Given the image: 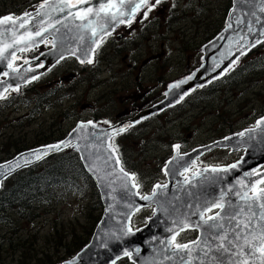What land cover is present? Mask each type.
I'll list each match as a JSON object with an SVG mask.
<instances>
[{"label":"water","instance_id":"water-1","mask_svg":"<svg viewBox=\"0 0 264 264\" xmlns=\"http://www.w3.org/2000/svg\"><path fill=\"white\" fill-rule=\"evenodd\" d=\"M72 2L75 3V0ZM138 2L139 0H132L133 4ZM127 3L128 0H125V6L120 7V0H111L112 7L109 9V0H88L87 3L76 4L75 7L62 3L61 0H50L44 9L38 8L31 16L18 17L25 21L24 28L19 27L18 18L13 19L17 20L15 34L12 30L5 31L6 28L13 27L11 21L7 24L0 23V33H4L0 37V49L12 45L7 47L6 51L0 52L4 57L0 60V77H5L0 81V98L7 91L18 90L35 80L33 77H39L52 65L63 60L60 59L61 55L65 58L73 57L79 62L83 59L84 63H88L98 41L110 33L117 23L127 22L132 18L134 13L129 12ZM233 4L229 29L204 48L205 64L191 80L180 84L178 88L171 87L167 99L145 115L149 116L178 104L194 87L205 86L213 79L219 78L241 52L246 53L264 41V35H261V32H264V12L260 10L264 7V0H233ZM102 7L108 10L107 16L105 11L101 10ZM60 8H63V11H60ZM87 8H91L92 12L87 19H80L82 10ZM98 10H101L100 15H96ZM38 11L41 12L40 16L36 15ZM119 11L125 14H117L116 19L112 20V13ZM241 16L243 18L239 20ZM41 20L43 27L49 29L42 37H36L35 42L26 40L24 43H15L21 34L27 37L29 32L38 30ZM256 20H259V23L255 24ZM49 24H54L59 31L49 28ZM249 28L252 29L251 32ZM47 39L53 42L51 50L36 60L21 64L15 71L9 67V62L12 63L19 53L28 52ZM224 46H227L224 55L228 56L220 58L218 52L222 51ZM73 51L76 55H70ZM36 63L41 66L31 67ZM217 64L220 65L219 68L216 67ZM140 117L109 128L96 125L93 127L94 124L88 122L78 123L67 137L60 141L63 145L59 150L46 146L60 142L21 152L1 163L0 173L3 175H0V188L3 182L18 172L72 148L99 193L102 216L89 243L62 264H117L123 259H128L131 264H221V260L223 264H264V197L260 190L248 196L264 181V170L256 175H246L250 173L249 170L252 172L256 167L264 166V120H260L261 123L257 124L256 128L242 132L243 135H233L187 154L180 155L175 152L164 167L165 169L169 166L168 162L173 161L171 168L175 175H172L171 171L168 174L164 171L167 187L156 189L157 194L153 200L145 201L137 193L136 187H132V180L123 177L121 167L116 162V154L112 153V159H109L112 150L110 141L117 136L113 129L124 127L125 131L120 134L125 133ZM80 125L84 127L81 128ZM219 146L230 149L233 153L243 150L244 156L241 159L244 162L235 169L230 166L237 162L225 167L206 168L191 177L182 176L198 159ZM36 150L40 153L47 152V155H41V158L37 159L34 154ZM174 157L176 160H173ZM214 168H228V171L213 172ZM213 204L223 207H213ZM161 206L167 211L158 212L151 221L147 219L146 225L139 228V231L132 230L131 221L138 212L136 208L140 211ZM207 208H211L210 212L217 211L212 216L220 213L214 223L223 225L222 228L207 230V225L201 219L202 212L203 215L209 213ZM129 229L134 235L127 234ZM191 230L198 232L197 238L193 242L185 243L188 245L187 249L178 251L173 247L172 237L175 233L179 232L180 235ZM214 233L219 235H213ZM222 236L227 239L222 240ZM220 245L229 251L220 249L218 252ZM136 249H139L138 253ZM125 252L131 255H125Z\"/></svg>","mask_w":264,"mask_h":264},{"label":"rangeland","instance_id":"rangeland-1","mask_svg":"<svg viewBox=\"0 0 264 264\" xmlns=\"http://www.w3.org/2000/svg\"><path fill=\"white\" fill-rule=\"evenodd\" d=\"M2 1L0 0V3ZM179 1L181 6L185 3V0ZM186 1L191 4L194 14L196 13V9H194L196 6L198 9L203 7V13H200L198 17L209 18L210 20L224 17L228 8L223 0ZM4 2H7V6L16 3L17 8L10 11L4 9L1 13L7 11V13H16L15 15H17L25 11L35 10L41 3H44V0H5ZM191 13L192 10H187L188 15ZM22 56L16 57L14 60L18 61ZM250 57L251 55L247 56L246 72L242 76L241 85L227 80V86L221 85L219 90L216 88L217 93L215 92L216 94L208 98L209 100H198L194 107L190 110L187 109L189 113L187 118L189 119H186L185 126L190 124V128L185 129L186 127L181 126V122L177 121L179 118L174 116L175 114H169L162 121L159 130L143 134V137L152 136V141H166L169 138L167 134L178 133L175 142L176 145H180L179 151L174 146H170V143L166 146L164 144L156 145L155 142L154 146L148 148L143 142L140 144L133 134L116 137L110 141L111 148L117 149L114 153L116 157H119L120 167L129 173L136 174L133 183L139 185L136 190L141 197L144 195L151 196L155 185L165 186L167 184L164 166L175 152L187 153L205 142L212 144L217 140L229 138L249 128L256 127L257 121L264 118V64L253 63L254 67L249 65ZM116 63L119 64L118 61ZM62 66L66 69L70 68L72 72L77 74H85L81 75L78 80L64 81L61 79L63 76L52 73L51 79L61 82L57 86H60L59 88L55 85H48L47 90L44 88L41 93L35 92V88H41L47 83L45 79L38 86L30 87L29 85L19 88L0 98V163L13 158L18 154L19 149L36 144L43 136H46L47 143L48 141H55L54 143H56L57 140L69 134L80 118L83 120V118L90 116V113L82 108L83 105L81 104L94 101L92 94L96 85L100 84L99 80L89 75L88 72H79L77 65L71 60H65ZM62 71L66 70L63 69ZM62 74L68 75L69 73L62 72ZM111 77L112 75L108 78ZM82 84L85 86L82 87ZM110 85H112L111 82L104 83V89ZM229 89L231 90L228 91ZM64 94L68 95L63 97ZM34 99H38V106L46 102L44 112L41 111L39 114L34 112L36 103L31 104ZM64 113H67L68 116L70 113L71 118L63 117ZM72 114H79L80 116L73 118ZM101 114H104V111ZM161 132L164 139H161ZM15 142L16 144H14ZM191 147L192 149H189ZM242 155L243 151L232 153L230 149L214 150L185 174L187 177H191L205 167L227 166L239 161ZM65 194V197L59 196L57 201L39 207L35 211L37 217L33 220L27 222L16 220L14 225L6 224L2 227L4 232L14 229L15 239L20 238L22 241L29 239L32 245L31 249L34 250L30 255L32 259H40L39 253L41 251L50 250V256H52L55 264H62L72 258L67 257L68 254L65 253L64 246L70 245L74 236L76 238L88 237L90 241L93 232L90 236L87 234L91 231L92 225H94V231L97 225L95 221L98 219L97 222H99L102 216V205L98 191L89 179L82 180L79 187L69 190ZM153 210L152 207H149L138 211L132 220L133 229L146 225L147 219L153 216ZM188 232L194 235L193 239L196 238V231H194L195 233ZM178 238L179 236L176 237V240ZM60 240L61 243L58 244ZM173 246H175L174 243ZM0 253L1 259L7 263L21 264L19 263L21 261L18 260L19 256L17 255L16 258L12 250L2 249ZM29 261L31 264H35L33 260Z\"/></svg>","mask_w":264,"mask_h":264},{"label":"flooded vegetation","instance_id":"flooded-vegetation-1","mask_svg":"<svg viewBox=\"0 0 264 264\" xmlns=\"http://www.w3.org/2000/svg\"><path fill=\"white\" fill-rule=\"evenodd\" d=\"M4 1L0 3V18L11 16L13 19H16L26 12L33 13L39 8L37 7L33 11H25L17 15H15L16 13H7V11L1 13L4 9L10 11L17 8L16 3L7 6V2ZM223 1L226 7H228L225 11V16L217 20H210L209 18L198 17L200 13H203V7L198 9L196 6L194 8L196 9V13L194 14L191 4L186 0L182 6L179 0H161L159 4H155V0H150L148 5L138 10L134 17L129 20L131 23L128 21L117 23L111 32L97 43L92 52L91 60L93 63H80L73 57L65 58L52 65L27 86H38L46 79L47 83L42 85L41 88H35V92L41 93L44 88L47 90L46 87L48 85H55L57 87L61 82L51 79L50 75L52 73L53 75L63 76L61 79L64 81L78 80L85 73L77 74L76 72H72L70 68L66 69V67L62 66L65 60H71L77 65L79 72H88L89 75L94 78L96 77L100 82L94 90L96 94L94 92L92 94L94 101L88 104H81L83 105L82 108H85L90 113V116L83 118V120H80L82 119L80 118L77 123L91 121L98 127L109 128L126 123L129 120H135L141 116L137 119L138 122L128 131L116 137L133 134L140 144L143 142L148 148L154 146L155 142L156 145L164 144L168 146L170 143V146H174L177 144L175 137H177L178 133L167 134L169 138L166 141H152V136L146 135L143 137V134L159 130L163 123L162 121L169 114H175L174 116L179 118V120L177 118L176 120L181 122V126H185L187 123L186 119H189L187 118L189 115L187 109L190 110V108L194 107L195 102L198 100H209L208 98L213 96L215 92L217 93L216 88L219 90L221 85L227 86V80L241 85L242 76L246 72L247 56L263 53L262 48L260 49L261 51H259V48L264 43L247 54L238 57L221 79L212 81L205 87L193 89L173 107L149 116L145 115L147 111L166 100L170 86L181 84V81H189L188 77L193 76L204 64V48L228 29V19L233 3L232 0ZM153 4H155L154 7L152 6ZM149 7L152 10L148 13L147 18H145L143 12L147 11ZM187 10H192V13L188 15ZM52 48L53 42L47 39L38 47L23 53L24 57L21 54L17 55L16 57L22 56V58L16 61L14 60L15 57L12 60V67L10 68L15 69L26 61L36 60ZM222 53L223 49L218 52L219 57ZM117 61L119 64L116 63ZM40 66V63L31 65L34 68ZM63 69L66 71H62ZM62 72L69 74L64 75ZM110 75L112 77L108 78ZM4 79V76L0 77V81ZM109 82L112 85L104 89L103 84ZM83 86L85 84H82ZM53 90L55 91V88ZM66 95L68 94L62 96ZM109 102L111 103L110 105ZM33 103H36L34 105V109L36 108L34 112L36 114L46 110V102L38 106V99H34L31 104ZM103 111L104 114H101ZM77 116L80 115L72 114L73 118H77ZM63 117L71 118L70 113L69 116L67 113H64ZM105 121L108 123H105ZM185 127V129H188L191 126L189 124ZM160 135L162 136V132ZM62 139L57 140V142ZM161 139H164L163 136ZM49 144H54V142L48 141L46 145ZM207 144L209 143L205 142L198 147ZM40 146H44V144H40ZM189 149H192V147ZM209 154L204 155L201 159L203 160L205 157H208ZM201 159L197 162H201ZM262 170H259V172ZM261 189H264L263 183L258 190Z\"/></svg>","mask_w":264,"mask_h":264},{"label":"trees","instance_id":"trees-1","mask_svg":"<svg viewBox=\"0 0 264 264\" xmlns=\"http://www.w3.org/2000/svg\"><path fill=\"white\" fill-rule=\"evenodd\" d=\"M261 48L263 53L258 55L252 54L250 57L251 60L248 61L249 65H253L254 67V64H264V45L259 48V51H261ZM43 142L47 144L46 136H43L34 145L19 149L17 153L32 149ZM14 144H16V142ZM13 147H15V145H13ZM82 180H89V177L85 173L77 153L69 149L54 155L39 166L20 171L9 180L3 182L0 188V251H2V249L12 250L16 258L17 255L19 256L18 260L21 261L19 262L21 264H31L29 260H33L35 264H55L52 256H50V250L41 251L39 253L41 255L40 259H32L30 255H32L34 250L31 249L32 245L29 239L24 241L20 238L15 239L13 233L15 231L14 229L4 232L2 227L6 224L14 225L16 220H23L26 222L33 220L37 217L35 211L39 207L57 201L59 196L65 197V193L79 187ZM97 221L98 219L95 223H97ZM93 227L94 225H92L91 231L88 232L87 236H90L93 232ZM193 237L194 235L190 232H186L178 238L177 242L182 244L193 240ZM88 241V237L76 238L74 236V240L71 244L64 246L66 250L65 253L68 254L67 257L71 258L75 256ZM60 243L61 240L58 244ZM2 260L3 259L0 257V264H11ZM117 264L130 263L125 259Z\"/></svg>","mask_w":264,"mask_h":264},{"label":"snow or ice","instance_id":"snow-or-ice-1","mask_svg":"<svg viewBox=\"0 0 264 264\" xmlns=\"http://www.w3.org/2000/svg\"><path fill=\"white\" fill-rule=\"evenodd\" d=\"M62 3H66L68 5H70L71 7H75L76 4H84V3H87L88 0H75V3L72 2V0H61ZM150 2V0H139L138 3H135L133 4L132 3V0H128V3H127V7H128V10L130 13H135L137 12L138 10L144 8L146 5H148ZM161 2V0H155V4H159ZM48 4V0H44V3H41L39 5V8L40 9H44L45 6ZM155 4H153L152 6L154 7ZM125 6V0H120V7H124ZM112 7V4H111V0H109V9ZM60 11H63V8H60L59 9ZM101 10L105 11V16L108 15V10H105L103 7L101 8ZM101 10H98L96 12V15H100V11ZM152 10L151 7L148 8L147 11L143 12V15L145 18H147L148 16V13ZM262 12H264V7H262L260 9ZM92 12V9L91 8H87V9H83L82 10V14L79 16L80 19H86L87 16ZM124 15L125 13L123 11H119L118 13L117 12H113L112 15H111V19L112 20H115L116 19V15ZM37 16H40L41 15V12H37L36 13ZM24 16L25 17H28V16H31V13H24ZM19 19V27L20 28H24L25 27V21L23 20V18H18ZM11 21V24H12V28L11 29H8L6 28L5 31H8V30H12L15 34V26L17 24V20H13V18L11 16H6V17H3V18H0V23H5L7 24V22ZM59 22V21H58ZM107 22V21H106ZM122 23L124 21H121ZM129 23H131V21H128ZM41 27L38 29V30H34L32 32H29L27 34V37H25L23 34L20 35L19 39L15 41V43H24L26 40L27 42H35V38L36 37H42L43 34L45 32H47L49 29L48 28H45L43 27V21L41 20ZM49 28H52L54 29L55 31H59V29H56L55 28V25L54 24H49ZM252 29L249 28V32H251ZM95 31L93 30V35H95ZM4 35V33H0V37H2ZM261 35H264V32H261ZM223 38V37H222ZM12 45H7L6 48L4 49H0V52H4L7 50V47H11ZM55 46V44H54ZM21 50H25V49H21ZM244 53L241 52V55H243ZM13 56H15V54L13 53L12 54ZM70 55H76V52L73 51L70 53ZM4 57L2 55H0V60H2ZM65 57L63 55L60 56V59H64ZM79 59V57H77ZM81 63H84L85 61L83 59L80 60ZM88 63H93V61L91 59H89L87 61ZM233 63H235V61H232ZM9 67H12L11 65V62H9ZM217 68L220 67L219 64L216 65ZM15 71V69H13ZM4 75H8L7 73H4ZM37 77H33V79H36ZM193 77L190 76L188 77L189 80H191ZM181 84L182 83H185V81H181L180 82ZM180 86V84H175V85H172L170 87H173V88H178ZM262 120H264V118H262ZM105 123H108L107 121H105ZM261 121H257V124H260ZM88 124H92L91 121L88 122ZM80 127H84V125H80ZM93 127H95V125H93ZM74 132L76 131L75 129L73 130ZM113 131L115 132L116 135H120L121 132L125 131V128L124 127H120V128H116V129H113ZM71 135V134H70ZM107 135V134H106ZM240 135H243V133H240ZM109 139H111V137H108ZM63 145V142H60L56 145H51V146H46L47 148H50V149H53V150H59L61 148V146ZM110 148H111V145H110ZM174 148L179 151L180 149V145H174ZM117 149L116 148H112L110 154H109V159H112V153L116 152ZM37 155V159H40L41 158V155H47V152H44V153H40L39 150H36V152L34 153ZM173 160H176V158L174 157ZM116 162L117 163H120V160H119V157L116 158ZM243 159H241V161H238L236 164H233L231 165L230 167L235 169L237 168L241 163H243ZM173 161H169L168 162V167H166L164 169L165 173L168 174L170 171L172 173V175H175V171L171 168V165H172ZM2 167V166H0ZM185 170L187 171L188 169L185 168ZM123 177H127L128 179L130 180H135L136 179V174L135 173H129L127 171L124 170L123 167H121L120 169ZM207 171V170H205ZM213 172H218V171H224V172H227L228 171V168H224V169H212ZM0 175H3V173H0ZM190 183V181H189ZM241 183L243 184V181H241ZM261 183H264V181H261ZM127 187V185H125V188ZM132 187H139L138 184H133ZM161 187V185H155L154 186V190H153V193L151 196H148V195H144L141 197V199L145 200V201H151L153 200V198L156 196V189H159ZM164 187H167V185H165ZM261 195L262 197H264V189H261ZM247 196V193H245V197ZM213 207H217V208H222L223 206L220 205V204H213ZM136 211H139V208H136ZM162 211H167V209L163 208V206L161 207H158L157 209H154L153 210V216L152 217H149L148 220L151 221L153 220L154 217L157 216V213L158 212H162ZM206 211H211V208H207ZM220 213H217L216 216H209L206 220L203 219V212L201 213V219L203 220V223L205 225H207V230H211V229H214V228H222L223 225H219V224H216L214 223V221L216 220V217L219 216ZM137 231H139V229H137ZM181 231H183V229H181ZM128 235H134V233H132V230L129 229L128 230ZM179 235V232L175 233L172 237V243L175 244V247L176 249L179 251V250H184V249H187L188 248V245L187 244H181V243H177L176 242V237ZM213 235H219V233H214ZM222 240H226L227 237L226 236H222L220 237ZM237 239H239V237H237ZM220 249H223L224 251H229L228 249H224L223 248V245H220L219 248L217 249V251L219 252ZM137 253L139 252V249H136ZM125 255L127 256H130L131 253L129 252H125ZM219 259V257H217ZM221 264H223V261L221 260Z\"/></svg>","mask_w":264,"mask_h":264},{"label":"bare ground","instance_id":"bare-ground-1","mask_svg":"<svg viewBox=\"0 0 264 264\" xmlns=\"http://www.w3.org/2000/svg\"><path fill=\"white\" fill-rule=\"evenodd\" d=\"M233 6H234V4H233ZM232 8H233V7H232ZM231 10H232V9H231ZM229 16H230V15H229ZM238 17H239V16H238ZM242 18H243V17L241 16V18H240L239 20H242ZM86 19H87V18H86ZM257 23H259V20H256L255 24H257ZM262 43H264V41H263ZM262 43H260L259 45H261ZM259 45H257L256 48H257ZM204 56H205V52H204ZM203 61H204V64H205V60H204V58H203ZM78 62H79V61H78ZM204 64H203V65H204ZM203 65H202V66H203ZM229 68H230V67H228V68L224 71V73H223L219 78H217V79H213L212 81H215V80L221 79V78L225 75L226 71H227ZM215 69H216V68H215ZM192 77H193V76H192ZM212 81H210V83H211ZM210 83H208L207 85H209ZM207 85H205V86H207ZM205 86H202V87H205ZM202 87H194L193 89H195V88H202ZM170 88H171V87H170ZM193 89H192V90H193ZM169 90H170V89H169ZM192 90H191V91H192ZM189 93H190V92H189ZM167 94H168V92H167ZM185 96H186V95H185ZM183 98H184V97H183ZM183 98H182V99H183ZM166 99H167V98H166ZM182 99H181V100H182ZM181 100H180V101H181ZM176 105H177V104H176ZM174 106H175V105H174ZM256 127H257V126H256ZM256 127H254V128H256ZM254 128H251V129H254ZM249 129H250V128H249ZM65 138H66V137H64L62 140H64ZM62 140H60V141H62ZM221 140H224V139H220V140H217V141H221ZM60 141H58V142H60ZM217 141H216V142H217ZM58 142H56V143H58ZM54 144H55V143H54ZM49 145H50V144H49ZM44 146H46V144H44ZM37 147H38V146H36V147H34V148H37ZM39 147H42V146L39 145ZM34 148H32V149H34ZM220 149H223V146H222V147H220V146H219V147H216V148L212 149L211 152H209V153H212V151H214V150H220ZM190 152H191V151H189V152H187V153H190ZM187 153H183V154H187ZM209 153H207V154H209ZM179 154H180V153H179ZM183 154H180V155H183ZM16 155H17V154H16ZM16 155H15V156H16ZM172 155H173V154H172ZM15 156H14V157H15ZM171 157H172V156H171ZM170 159H171V158H170ZM170 159H169V160H170ZM198 160H199V159H198ZM198 160H197V161H198ZM197 161H196L194 164H192V167H191L189 170H191V169H193V168L195 167L194 165H196ZM166 163H167V162H166ZM262 166H263V165H261V166H259V167H256L252 172L249 170L250 173H246V175L251 176V175H254V174L256 175L257 173L259 174L260 172L257 171L256 169H259V168L262 167ZM206 168H208V167H205V169H206ZM249 169H250V168H249ZM189 170H188V171H189ZM202 170H203V169H202ZM202 170H201V171H202ZM260 170H261V169H260ZM198 172H199V171H198ZM198 172H197V173H198ZM86 174H87V173H86ZM195 175H196V174H195ZM87 176H88V174H87ZM88 177H89V176H88ZM185 177H187V176H185ZM166 183H167V180H166ZM259 187H260V186H259ZM259 187H257L256 190L251 191L252 194H250V193H251V192H250L248 196H252V195L255 194V192L259 191V190H258Z\"/></svg>","mask_w":264,"mask_h":264}]
</instances>
